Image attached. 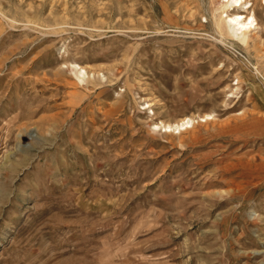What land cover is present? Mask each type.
<instances>
[{"label": "rangeland", "instance_id": "374dc122", "mask_svg": "<svg viewBox=\"0 0 264 264\" xmlns=\"http://www.w3.org/2000/svg\"><path fill=\"white\" fill-rule=\"evenodd\" d=\"M226 1L0 0V264H264V0Z\"/></svg>", "mask_w": 264, "mask_h": 264}, {"label": "bare ground", "instance_id": "6f19581e", "mask_svg": "<svg viewBox=\"0 0 264 264\" xmlns=\"http://www.w3.org/2000/svg\"><path fill=\"white\" fill-rule=\"evenodd\" d=\"M242 4H243V0H227L225 3H223V7L227 8L231 5L241 6ZM256 20H257V17L255 13L244 14L243 12H234L231 14L229 13L226 15V18H224V21L228 25V29L232 33V34L230 33V35H237L243 41H246L248 39L250 32L253 30V28L256 25ZM210 116H211V113L207 114L206 116H203L204 117L203 119L206 120L207 117H210ZM192 125H193V119L186 118L184 119L182 123L178 124L176 128L179 130L187 129L189 126H192ZM168 127H171V125H168Z\"/></svg>", "mask_w": 264, "mask_h": 264}]
</instances>
